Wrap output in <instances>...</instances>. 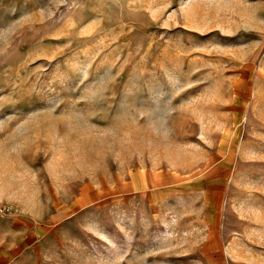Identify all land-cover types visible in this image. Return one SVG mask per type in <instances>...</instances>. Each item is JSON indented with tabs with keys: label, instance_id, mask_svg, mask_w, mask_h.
<instances>
[{
	"label": "rangeland",
	"instance_id": "obj_1",
	"mask_svg": "<svg viewBox=\"0 0 264 264\" xmlns=\"http://www.w3.org/2000/svg\"><path fill=\"white\" fill-rule=\"evenodd\" d=\"M0 264H264V0H0Z\"/></svg>",
	"mask_w": 264,
	"mask_h": 264
}]
</instances>
